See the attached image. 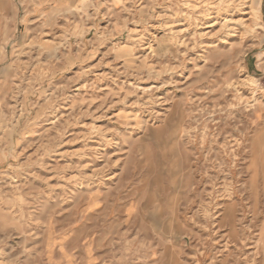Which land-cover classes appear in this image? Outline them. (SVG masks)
<instances>
[{
    "label": "rangeland",
    "instance_id": "1",
    "mask_svg": "<svg viewBox=\"0 0 264 264\" xmlns=\"http://www.w3.org/2000/svg\"><path fill=\"white\" fill-rule=\"evenodd\" d=\"M0 264H264V0H0Z\"/></svg>",
    "mask_w": 264,
    "mask_h": 264
}]
</instances>
